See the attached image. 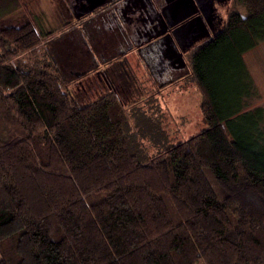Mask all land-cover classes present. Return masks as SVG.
I'll return each instance as SVG.
<instances>
[{
    "label": "trees",
    "instance_id": "obj_1",
    "mask_svg": "<svg viewBox=\"0 0 264 264\" xmlns=\"http://www.w3.org/2000/svg\"><path fill=\"white\" fill-rule=\"evenodd\" d=\"M192 54L208 127L140 157L115 88L85 104L0 17V264H264V105L244 54L264 0Z\"/></svg>",
    "mask_w": 264,
    "mask_h": 264
},
{
    "label": "rangeland",
    "instance_id": "obj_2",
    "mask_svg": "<svg viewBox=\"0 0 264 264\" xmlns=\"http://www.w3.org/2000/svg\"><path fill=\"white\" fill-rule=\"evenodd\" d=\"M198 3L201 13L171 35L183 64L160 71L150 67L144 52H130L119 32L107 29V19L89 13L78 18L74 0H0V17L13 21L31 14L43 32H50V39L20 59L41 68L52 64L80 103L95 101L115 88L128 117L134 148L145 158L158 153L162 145L186 141L208 127L201 112L203 98L192 54L224 28L231 13L249 14L241 0ZM244 59L264 105V42L245 53ZM105 61L115 70L109 83L97 75Z\"/></svg>",
    "mask_w": 264,
    "mask_h": 264
},
{
    "label": "flooded vegetation",
    "instance_id": "obj_3",
    "mask_svg": "<svg viewBox=\"0 0 264 264\" xmlns=\"http://www.w3.org/2000/svg\"><path fill=\"white\" fill-rule=\"evenodd\" d=\"M176 1L178 0H126L124 2L122 0H107L104 6L96 8L89 14H94L96 19L102 21L104 18L107 19L106 25L109 31L119 32L120 38L125 41L126 45H129L131 49L135 45L139 52L145 53L150 67H155L157 71H160L172 65L178 66L179 56L174 53L168 41L164 42L161 48L156 51L157 48L154 44L156 35L164 30L172 35L173 30L187 25L201 13L198 3L200 0H192L194 8L188 6V3L181 5V2ZM74 2L76 10L83 6L86 7L88 4L86 0H74ZM116 4L119 6L116 7ZM155 8L158 9V12ZM193 10H195L193 15L183 22L171 26L176 20ZM155 20L159 21L157 27L153 25ZM95 62L98 66V59H95ZM97 75L105 83L112 81L111 74L106 68L98 70Z\"/></svg>",
    "mask_w": 264,
    "mask_h": 264
},
{
    "label": "water",
    "instance_id": "obj_4",
    "mask_svg": "<svg viewBox=\"0 0 264 264\" xmlns=\"http://www.w3.org/2000/svg\"><path fill=\"white\" fill-rule=\"evenodd\" d=\"M86 1L88 2V4H86V7L83 6L81 9H78L77 10V13H79L78 17L81 16V15H85L87 13L93 12L96 8L102 7V6H104L107 3V0H86ZM124 1H126V0H122V2H124ZM176 2H178V3L181 2V5H184V4H187L188 3V6L190 5L192 8H194V4H193V1L192 0H178ZM117 6H119V4H116V7ZM155 9L158 12V9L157 8H155ZM194 12H195V10H193L189 14L181 17L180 19L176 20V22L174 24H171V26H174V25H177V24L183 22L185 19H187L188 17H190L191 15H193ZM153 25H154V27L159 26V21L158 20H155L153 22ZM155 40L156 41L154 42V44L156 45V48H157L156 51L161 48V46L164 44V42H167L168 41V44L170 42L171 47H172L174 53L179 56L178 66H181L183 64L182 57H181L179 51L177 50L176 46L174 45L170 33H167V31L164 30V31H162V32H160V33H158L156 35ZM166 58H169V56L168 57L166 56Z\"/></svg>",
    "mask_w": 264,
    "mask_h": 264
},
{
    "label": "crops",
    "instance_id": "obj_5",
    "mask_svg": "<svg viewBox=\"0 0 264 264\" xmlns=\"http://www.w3.org/2000/svg\"><path fill=\"white\" fill-rule=\"evenodd\" d=\"M79 18V17H78ZM131 49V48H130ZM133 51H135V53L136 54H138L139 53V51L136 49V47H135V45H134V47L130 50V52H133ZM94 56H96L95 54H94ZM106 65H105V67L104 68H106L107 70L111 67V64H109V63H111L110 61H108V63L105 61L104 62ZM103 63V64H104ZM103 68V69H104ZM111 70H113L112 68L111 69H109L108 71L110 72V74L112 75L113 73L112 72H114L115 70H113V71H111ZM112 78H114V76H111Z\"/></svg>",
    "mask_w": 264,
    "mask_h": 264
}]
</instances>
